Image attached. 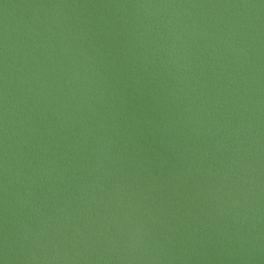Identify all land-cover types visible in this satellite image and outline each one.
<instances>
[{"label":"water","instance_id":"1","mask_svg":"<svg viewBox=\"0 0 264 264\" xmlns=\"http://www.w3.org/2000/svg\"><path fill=\"white\" fill-rule=\"evenodd\" d=\"M0 264H264V0H0Z\"/></svg>","mask_w":264,"mask_h":264}]
</instances>
